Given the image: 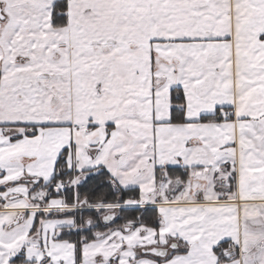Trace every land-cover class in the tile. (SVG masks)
Here are the masks:
<instances>
[{"label":"snow or ice","instance_id":"6c2138e0","mask_svg":"<svg viewBox=\"0 0 264 264\" xmlns=\"http://www.w3.org/2000/svg\"><path fill=\"white\" fill-rule=\"evenodd\" d=\"M0 264H264V0H0Z\"/></svg>","mask_w":264,"mask_h":264}]
</instances>
